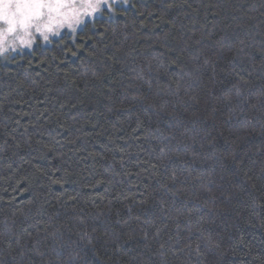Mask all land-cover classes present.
Listing matches in <instances>:
<instances>
[{"label": "trees", "instance_id": "16d2710c", "mask_svg": "<svg viewBox=\"0 0 264 264\" xmlns=\"http://www.w3.org/2000/svg\"><path fill=\"white\" fill-rule=\"evenodd\" d=\"M104 12L0 63V264H264V0Z\"/></svg>", "mask_w": 264, "mask_h": 264}, {"label": "clouds", "instance_id": "9594fccd", "mask_svg": "<svg viewBox=\"0 0 264 264\" xmlns=\"http://www.w3.org/2000/svg\"><path fill=\"white\" fill-rule=\"evenodd\" d=\"M127 0H0V63L71 34L98 13H115Z\"/></svg>", "mask_w": 264, "mask_h": 264}, {"label": "rangeland", "instance_id": "374dc122", "mask_svg": "<svg viewBox=\"0 0 264 264\" xmlns=\"http://www.w3.org/2000/svg\"><path fill=\"white\" fill-rule=\"evenodd\" d=\"M104 11H107L106 6H105ZM104 11L101 12V13H98L96 16H99V15H101V14H104V13H105ZM107 12H109V11H107ZM109 13H110V12H109ZM96 16H95V17H96ZM93 19H94V18H93ZM90 20H92V18H90V19L87 20V21H90ZM87 21H86V22H87ZM84 25H85V24H84ZM84 25H82V26L80 27V29H81ZM63 34H70L71 36L74 35V34H71V33H70L69 31H67V30H65V32H64ZM63 34H62V35H63ZM56 38H57V37H56ZM54 39H55V38H54ZM51 42H52V41H51ZM49 44H50V43H47V44H44V45H42V46H46V45H49ZM39 45H40V44L38 43L37 45L34 46V48L37 47V46H39ZM25 51H27V49H26Z\"/></svg>", "mask_w": 264, "mask_h": 264}, {"label": "snow or ice", "instance_id": "6c2138e0", "mask_svg": "<svg viewBox=\"0 0 264 264\" xmlns=\"http://www.w3.org/2000/svg\"><path fill=\"white\" fill-rule=\"evenodd\" d=\"M53 183H60V181H58V180H54Z\"/></svg>", "mask_w": 264, "mask_h": 264}, {"label": "bare ground", "instance_id": "6f19581e", "mask_svg": "<svg viewBox=\"0 0 264 264\" xmlns=\"http://www.w3.org/2000/svg\"><path fill=\"white\" fill-rule=\"evenodd\" d=\"M109 17V16H108ZM50 45H51V43H50ZM50 45H48V46H50ZM39 49V48H38Z\"/></svg>", "mask_w": 264, "mask_h": 264}]
</instances>
